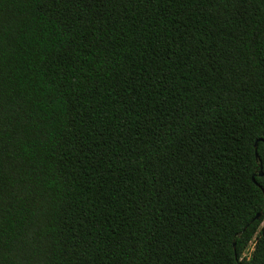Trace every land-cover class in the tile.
<instances>
[{
    "label": "trees",
    "instance_id": "16d2710c",
    "mask_svg": "<svg viewBox=\"0 0 264 264\" xmlns=\"http://www.w3.org/2000/svg\"><path fill=\"white\" fill-rule=\"evenodd\" d=\"M259 213L264 0H0V264H264Z\"/></svg>",
    "mask_w": 264,
    "mask_h": 264
},
{
    "label": "water",
    "instance_id": "95a60500",
    "mask_svg": "<svg viewBox=\"0 0 264 264\" xmlns=\"http://www.w3.org/2000/svg\"><path fill=\"white\" fill-rule=\"evenodd\" d=\"M263 216H264L263 213H259V214L255 217V220H260ZM234 246H235V244H234Z\"/></svg>",
    "mask_w": 264,
    "mask_h": 264
}]
</instances>
